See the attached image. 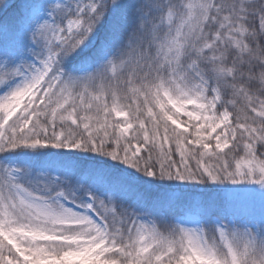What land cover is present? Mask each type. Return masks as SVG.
<instances>
[{"label":"snow or ice","instance_id":"1","mask_svg":"<svg viewBox=\"0 0 264 264\" xmlns=\"http://www.w3.org/2000/svg\"><path fill=\"white\" fill-rule=\"evenodd\" d=\"M48 147L203 187L140 212L0 165V264H264V0H0V153Z\"/></svg>","mask_w":264,"mask_h":264},{"label":"trees","instance_id":"2","mask_svg":"<svg viewBox=\"0 0 264 264\" xmlns=\"http://www.w3.org/2000/svg\"><path fill=\"white\" fill-rule=\"evenodd\" d=\"M21 158L25 161L23 164V161L20 163ZM0 160L17 166L20 163L32 171L41 167L63 170L75 184L85 178L97 179L101 186L107 187V193L102 199H107L108 193L114 192L113 200L140 212L159 206L173 196L178 204H183L192 200L203 187H183L178 186L177 182L166 180L150 181L135 170L95 153L69 152L51 147L0 153Z\"/></svg>","mask_w":264,"mask_h":264},{"label":"rangeland","instance_id":"3","mask_svg":"<svg viewBox=\"0 0 264 264\" xmlns=\"http://www.w3.org/2000/svg\"><path fill=\"white\" fill-rule=\"evenodd\" d=\"M66 151H69L65 149ZM73 152V151H69ZM19 159V158H18ZM23 161V158L20 159V163ZM25 161L22 162V164ZM18 163V162H17ZM18 163V166L16 164H8L5 161L0 160V165H4L8 168L12 169H21L22 171L16 172L17 179L22 183H28V182H40L43 181L45 183L50 182L56 178L60 179H68L69 176L67 172L63 170L58 169H48L46 167H41L36 171H32L26 168L25 165H22ZM149 179V178H148ZM151 181V179H149ZM78 184H89L94 187L95 190H97L101 194V198H103L107 193V187L101 186V183L97 179H89L85 178ZM197 194H195L192 198L194 199ZM147 219V217H145ZM189 226H195L194 222L189 221Z\"/></svg>","mask_w":264,"mask_h":264}]
</instances>
